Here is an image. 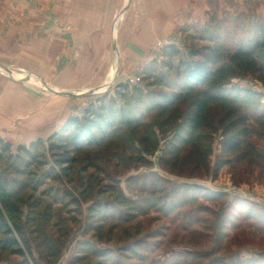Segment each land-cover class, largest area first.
Segmentation results:
<instances>
[{
    "label": "rangeland",
    "instance_id": "obj_1",
    "mask_svg": "<svg viewBox=\"0 0 264 264\" xmlns=\"http://www.w3.org/2000/svg\"><path fill=\"white\" fill-rule=\"evenodd\" d=\"M88 1L84 52L75 45L70 54L69 41L59 44L55 71H16L0 64L3 79L25 91L19 107L0 101V140L8 145L6 153L0 148V264H68L83 245L104 253L109 264H264V120L250 124L258 134L250 139L258 157L250 159L251 152L242 161L233 157L217 171L228 139L217 123L206 132L207 166L184 174L161 167L173 132L160 133L157 127L155 150L141 154L148 166L93 148L77 155L65 175L48 149L86 109L98 106L99 97H114L118 85L144 88L145 71L168 72L166 48L178 51L168 60L172 71L194 51L225 56L256 38L264 29L263 14L241 13L234 0L228 10L226 0H129L123 15L127 0ZM43 15L44 29L54 28L50 13ZM57 26L60 38L69 37L72 27ZM167 81H174L173 74ZM224 88L243 98L253 117L264 115V71ZM20 147L31 149L34 157H23ZM83 179L93 186L90 198L78 194ZM141 183L154 190L149 197L140 192ZM113 185L139 205L137 214L125 221L121 212L122 218L116 215L102 228L88 230L90 205L112 203L108 191ZM146 197L148 204L142 202ZM134 243L136 257L130 253ZM100 261L91 256L76 264Z\"/></svg>",
    "mask_w": 264,
    "mask_h": 264
},
{
    "label": "trees",
    "instance_id": "obj_2",
    "mask_svg": "<svg viewBox=\"0 0 264 264\" xmlns=\"http://www.w3.org/2000/svg\"><path fill=\"white\" fill-rule=\"evenodd\" d=\"M177 55L176 49L166 48L165 67L168 72L145 71L141 76L144 88L118 85L114 97H99L96 108L91 106L86 109L82 118L64 129L55 142L49 143L53 161L65 175L73 169L77 155L93 148L111 155L120 152L123 157L128 156L129 163L148 166L149 162L141 154H150L155 150V127L160 133L173 132L160 157L161 167L170 173L184 174L207 166L206 132L211 131L215 123L223 127L224 134L228 136L222 148L224 158L216 164L215 171L230 163L233 157L242 161L250 152L253 155L250 159L258 157L257 146L250 141L251 137H257L258 134L250 124H263L264 115L253 117L245 107V100L237 95H229L224 86L234 79L264 71V29L258 32L253 41L240 44L225 56L215 50L191 52L188 59L179 60L175 71H172L168 60ZM168 74H173L174 78L170 85ZM161 88H167L168 91ZM2 143L0 140V148L6 153L8 145ZM20 150L23 157H34L31 149L20 147ZM133 153L138 156L133 157ZM51 176L52 172L49 171L47 177ZM79 184L78 194L90 198L93 186L86 185L84 179ZM132 185H128L129 191H134ZM150 185L155 188L156 182ZM140 192L149 197L154 190L149 191L141 183ZM102 193L105 194L104 191ZM108 193L113 197L112 203L105 200L94 201L90 205L88 230L100 229L118 215V219L122 218L121 212H124L125 221L137 214L139 205L126 197L118 187L113 185ZM142 202L148 204L149 200L146 197ZM132 246L135 250L130 253L136 257L138 243ZM45 249L50 252L48 248ZM125 249L129 252L128 247ZM91 252L88 246H79L77 255L68 264H76V261L87 260L91 256L102 260L94 264H109V257L104 253ZM125 256L129 255L125 253Z\"/></svg>",
    "mask_w": 264,
    "mask_h": 264
},
{
    "label": "crops",
    "instance_id": "obj_3",
    "mask_svg": "<svg viewBox=\"0 0 264 264\" xmlns=\"http://www.w3.org/2000/svg\"><path fill=\"white\" fill-rule=\"evenodd\" d=\"M233 0H226L227 4ZM88 0H0V64L17 71H55L59 44L70 42L78 53L87 49L84 34L85 11ZM241 5L240 12H255L264 16V0H234ZM33 4V7L31 5ZM49 12L56 25L45 28L43 12ZM60 25L72 27L69 37H59ZM59 30V31H58ZM89 35V34H88ZM86 42V43H85ZM80 45H85L84 50ZM67 52V51H66ZM8 82V81H7ZM0 75V101L8 99L19 107L25 101L22 85Z\"/></svg>",
    "mask_w": 264,
    "mask_h": 264
},
{
    "label": "water",
    "instance_id": "obj_4",
    "mask_svg": "<svg viewBox=\"0 0 264 264\" xmlns=\"http://www.w3.org/2000/svg\"><path fill=\"white\" fill-rule=\"evenodd\" d=\"M128 4H129V0L126 1V4H125V6H124V8H123V10H122V15L125 13ZM4 71H8V70H4ZM58 94L66 95L65 93H59V92H58Z\"/></svg>",
    "mask_w": 264,
    "mask_h": 264
}]
</instances>
